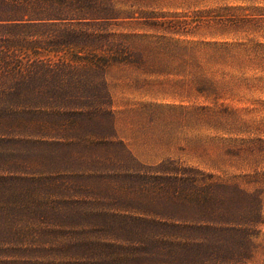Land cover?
Segmentation results:
<instances>
[{"label": "rangeland", "instance_id": "rangeland-1", "mask_svg": "<svg viewBox=\"0 0 264 264\" xmlns=\"http://www.w3.org/2000/svg\"><path fill=\"white\" fill-rule=\"evenodd\" d=\"M0 19V264H264V0Z\"/></svg>", "mask_w": 264, "mask_h": 264}, {"label": "trees", "instance_id": "trees-1", "mask_svg": "<svg viewBox=\"0 0 264 264\" xmlns=\"http://www.w3.org/2000/svg\"><path fill=\"white\" fill-rule=\"evenodd\" d=\"M1 21H4V19H0V22ZM256 212L258 213L257 215L261 216V213H262V200L261 199L258 200V206L256 207ZM239 229H240L239 227H235V228L233 227L232 230H230V231H234V232L236 231L237 232V231H239Z\"/></svg>", "mask_w": 264, "mask_h": 264}]
</instances>
